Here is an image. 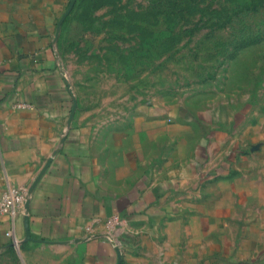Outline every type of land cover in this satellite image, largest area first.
I'll return each mask as SVG.
<instances>
[{"label": "crops", "instance_id": "crops-1", "mask_svg": "<svg viewBox=\"0 0 264 264\" xmlns=\"http://www.w3.org/2000/svg\"><path fill=\"white\" fill-rule=\"evenodd\" d=\"M68 1L0 0V198L28 192L0 216V251L32 240L73 243L75 264H264V160L238 136L190 137L188 156L151 166L142 143L112 151L111 167L78 110L69 121L55 44Z\"/></svg>", "mask_w": 264, "mask_h": 264}, {"label": "rangeland", "instance_id": "rangeland-1", "mask_svg": "<svg viewBox=\"0 0 264 264\" xmlns=\"http://www.w3.org/2000/svg\"><path fill=\"white\" fill-rule=\"evenodd\" d=\"M55 44L111 167L112 151L143 143L151 166L220 134L264 160V0H76ZM75 250L28 240L0 264H75Z\"/></svg>", "mask_w": 264, "mask_h": 264}, {"label": "built area", "instance_id": "built-area-1", "mask_svg": "<svg viewBox=\"0 0 264 264\" xmlns=\"http://www.w3.org/2000/svg\"><path fill=\"white\" fill-rule=\"evenodd\" d=\"M27 188L25 186H11L9 187L0 198V216L4 214H14L17 211L24 210L25 201L27 198ZM111 223L113 225L111 241L115 245L119 244L117 240L118 229L120 227L121 218L119 215H114L111 218ZM88 233L90 235L93 232L91 225L87 226ZM16 242V241H15ZM18 243V241L16 242Z\"/></svg>", "mask_w": 264, "mask_h": 264}, {"label": "water", "instance_id": "water-1", "mask_svg": "<svg viewBox=\"0 0 264 264\" xmlns=\"http://www.w3.org/2000/svg\"><path fill=\"white\" fill-rule=\"evenodd\" d=\"M76 0H70L67 8L65 9L64 13L62 14V16L59 18L58 22H57V27H56V32H55V38L58 37V34H59V31H60V28H61V25L63 23V21L65 20V18L67 17V15L70 13V11L72 10L74 4H75ZM70 84V82H68ZM70 89L72 90L71 86H70ZM72 96H73V105H72V109H71V113H70V117H69V121H72L73 117H74V114H75V111H76V108H77V98L76 96L74 95V92L72 90ZM44 170H42L40 172V174L38 175V177L36 178L34 184L31 186V188L29 189V193L32 192L36 182L38 181V179L41 177L42 173H43ZM25 226H26V237L24 240H28V239H32V236L30 234V228H29V223H28V217L25 216Z\"/></svg>", "mask_w": 264, "mask_h": 264}]
</instances>
